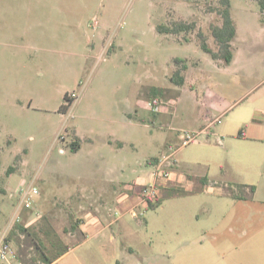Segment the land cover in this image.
Wrapping results in <instances>:
<instances>
[{"label":"rangeland","instance_id":"rangeland-1","mask_svg":"<svg viewBox=\"0 0 264 264\" xmlns=\"http://www.w3.org/2000/svg\"><path fill=\"white\" fill-rule=\"evenodd\" d=\"M38 2L28 6L51 14L57 34L26 52L0 50V238L17 223L28 228L10 238L24 264H37L36 243L49 246L56 236L71 245L57 264H195L199 247L204 264H264V142L255 139L264 136L259 3L231 0L237 34L226 65L200 46L202 32L219 50L211 27L222 24L221 0ZM23 6L19 0L18 13ZM177 22L193 26L176 36L156 31ZM178 69L184 85L172 79ZM153 97L164 103L160 113L148 106ZM75 129L78 153L70 148ZM107 134L124 142L115 157L122 174L94 161ZM187 134L194 140L185 143ZM173 150L175 177L159 188L161 204H141L134 216L140 187L132 192L131 184L150 178L149 159ZM204 175L218 183L204 185ZM22 182L40 189L32 209L20 206ZM131 195L137 200L123 203ZM80 220L85 228L73 229ZM195 225L207 230L197 239Z\"/></svg>","mask_w":264,"mask_h":264},{"label":"crops","instance_id":"crops-1","mask_svg":"<svg viewBox=\"0 0 264 264\" xmlns=\"http://www.w3.org/2000/svg\"><path fill=\"white\" fill-rule=\"evenodd\" d=\"M18 1L19 0H0V50L2 52H8L10 54L16 51L26 52L28 51V49L34 46L33 45L34 41L42 43L48 37H50L52 33L57 34L56 30H50V22L52 19V17H50L51 14L37 13L35 15L34 8L32 6H28V5H33L34 0H22L24 3L23 8L25 9V12L18 13L17 11ZM38 1L41 2L42 0H38ZM156 31L157 33H159V31L157 30V26H156ZM162 34L167 35L168 33H162ZM172 35L176 36V34H172ZM234 59H235V54L232 62L234 61ZM81 103H82V99L79 98L76 100L77 106L78 104L81 105ZM253 121L256 122L255 124L261 125L260 121H257L255 119ZM211 123L209 125H211ZM209 125L204 126L203 130L206 129ZM107 137L106 136L101 137L103 139V142L101 147H97L95 150L96 156L93 155V157L95 158L94 161L100 167V170L104 172H108V173L110 172L111 174H122L124 172L122 160L120 158L116 159L115 157L118 156L120 150L122 151L124 142L120 138H115L113 134H107ZM241 137H245V134H243ZM74 139L78 140L80 146L76 151L73 152L78 153L82 149V140L78 134V129L73 130V138L71 141H73ZM255 139L256 141L264 142V136H258ZM111 155H113V158H115L118 161L117 163H115V166L109 162V157ZM156 158L158 159V157H154L148 160V164L150 165V168L155 163ZM185 175L186 177L189 176L191 179L193 178V176L191 175H187V174ZM174 177L175 175H173L172 179H174ZM200 180L203 182L204 185H208V184L212 185L218 183L216 179L209 177V175L202 176ZM171 183L172 180L164 181L160 183L159 188L163 187L162 189H164L165 187L169 186ZM136 186H138V183L136 182L132 183L131 188L129 187L130 191L133 192ZM107 190H113V194H114V191L116 192L117 188L111 185L107 187ZM251 190L253 192L257 191L255 186L254 189ZM236 197H238L237 194ZM136 198H138V196L134 197V195H131L130 198L124 199L123 203L128 202L131 199L136 201L137 200ZM258 201L262 202L260 206L264 208V200H258ZM91 218L92 215H88L86 217V219H91ZM95 220L97 221L96 222L97 224L102 223V221L97 216H95ZM85 225H86V221L84 222L83 220L82 227L85 228ZM87 226H88V222H87ZM206 232L207 230H205L203 225H195L192 231V233L195 236V239H197V237L199 236L198 234H205ZM205 249L206 248L203 249L202 247L196 249L197 250L196 254L200 253L201 255L198 258L196 257L197 261L195 264H204V262L202 261L203 260L202 256ZM190 250L191 251L188 252L189 257L195 258L194 255H191L193 253L192 250L194 249L191 248ZM146 264H150V263H146ZM155 264H159V263L157 262Z\"/></svg>","mask_w":264,"mask_h":264},{"label":"trees","instance_id":"trees-1","mask_svg":"<svg viewBox=\"0 0 264 264\" xmlns=\"http://www.w3.org/2000/svg\"><path fill=\"white\" fill-rule=\"evenodd\" d=\"M259 3L260 9L262 14H264V0H256ZM221 2L224 5V8L221 10L222 15V24L221 25H212V33L213 36L219 46L218 51H214L210 45L207 43L206 36L201 32L200 33V46L201 48L211 55L212 59L219 60L223 59L225 61V64L228 65L232 62L234 58V52L232 50V40L235 38L237 34V27L235 24L234 19L232 18V7H231V0H221ZM192 24H188L185 22H177L174 23L172 26L169 24H160L157 25V30L161 33H168V34H178L183 31H187L189 28H192ZM177 63L185 62L180 59H176ZM183 69L186 68V65L182 66ZM178 85H184L185 84V75L181 74L180 70H176L173 78H172ZM65 99L70 103L72 99L67 94L65 96ZM68 104L64 105L62 107V110H67ZM243 133H241V136ZM80 144L77 139H74L71 144L70 148L72 151H76L79 148ZM155 163L159 160V158L155 159ZM1 165V160H0ZM14 170V166H11L8 169V173L12 174ZM254 189V186L251 187ZM232 195L236 197V194L232 192ZM161 199L158 197L156 201H148L147 206L149 208H157L161 204ZM83 221L80 220V222H75L72 224L73 229H77L80 227V224ZM28 228L23 223H17L14 227V229L10 232L9 236L7 237L9 240L10 238L14 237V235L18 234L19 232H26ZM36 243V242H35ZM36 247H38V258H33L32 261L36 262L37 260H40L37 264H52L54 262H57V260L62 257L65 253L69 251L71 248V245H68L62 240L59 236H56L55 239H51L50 245H41L39 243H36ZM48 251V252H47Z\"/></svg>","mask_w":264,"mask_h":264},{"label":"built area","instance_id":"built-area-1","mask_svg":"<svg viewBox=\"0 0 264 264\" xmlns=\"http://www.w3.org/2000/svg\"><path fill=\"white\" fill-rule=\"evenodd\" d=\"M99 26L98 20L94 21L93 27L97 28ZM71 98L77 99V95L71 96ZM164 103L159 97H153L149 100L148 106L155 113H160L163 109ZM64 139V136L62 135ZM194 140L193 136L187 134L185 143ZM64 152V148L61 149ZM176 151L173 150L166 156L159 158V160L153 164V170L150 173V178L143 182L140 187L139 192V202L132 209V214L134 216H139L138 207L141 204H148V201H156L158 198V190L160 183L164 181H169L173 177V167L177 164V159L175 158ZM18 193L21 194L22 198L20 201V206H25L32 209L35 205L37 197L40 195V189L36 183L32 182L30 184L22 182L18 187ZM20 222V217L17 218ZM8 235L5 233L0 238V264H24L19 250L14 246V244L9 240ZM56 264V262L52 263Z\"/></svg>","mask_w":264,"mask_h":264}]
</instances>
